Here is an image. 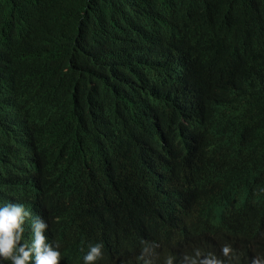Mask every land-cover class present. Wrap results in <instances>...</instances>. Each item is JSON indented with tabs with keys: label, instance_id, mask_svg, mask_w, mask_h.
Here are the masks:
<instances>
[{
	"label": "trees",
	"instance_id": "16d2710c",
	"mask_svg": "<svg viewBox=\"0 0 264 264\" xmlns=\"http://www.w3.org/2000/svg\"><path fill=\"white\" fill-rule=\"evenodd\" d=\"M27 137L33 191L12 175ZM0 143V199L45 211L62 264L106 222L110 264H142L145 245L153 264L194 248L259 264L264 0H0ZM154 185L168 201L141 196Z\"/></svg>",
	"mask_w": 264,
	"mask_h": 264
},
{
	"label": "clouds",
	"instance_id": "9594fccd",
	"mask_svg": "<svg viewBox=\"0 0 264 264\" xmlns=\"http://www.w3.org/2000/svg\"><path fill=\"white\" fill-rule=\"evenodd\" d=\"M22 139V145L29 151L33 148ZM34 152V151H33ZM12 175L25 174L22 166L12 163ZM40 211L42 214L36 215ZM122 223V222H120ZM117 223H101L87 226L84 230L92 243L83 252V264H99L105 258V264L112 263L116 257L112 251V243L117 242ZM52 223L50 217L40 206H29L24 200L14 197L0 199V264H62L61 248L63 242L56 243L50 233ZM102 243V244H101ZM221 256L230 259L231 248L222 245ZM155 255L153 245H145L141 250L142 264H153ZM171 255L164 257V264H174ZM183 264H227L214 253H202L194 248L186 254ZM259 264H264L262 260Z\"/></svg>",
	"mask_w": 264,
	"mask_h": 264
},
{
	"label": "bare ground",
	"instance_id": "6f19581e",
	"mask_svg": "<svg viewBox=\"0 0 264 264\" xmlns=\"http://www.w3.org/2000/svg\"><path fill=\"white\" fill-rule=\"evenodd\" d=\"M189 82H190V80H189ZM0 146L3 147V144L0 143ZM29 155L30 156H28L26 158V160H20L19 158H17V164H19L20 166L23 167V169L25 171V174H26V177L28 179L29 186H30L31 190L33 191L35 189V183H36V180H37L36 179L37 178V170L36 169H41L42 170L43 163H42V161L36 160L32 156L33 155V151H29ZM12 161L14 162V160H12ZM2 167H3V165H2ZM155 188H157V186L154 185L153 187H149V188L145 187L143 190H139V191H144V194L141 195V196H151L152 197V193H153ZM136 193H138V192H136ZM128 194L127 195L130 198H132V199L136 198V197L130 196L132 194V189H131L130 193H128ZM79 195H80V193H79ZM108 196L113 198L114 197L113 191H111ZM160 199H165L166 201H168L169 200V195L166 194L165 192L159 190V200ZM64 201H65V208L66 209L67 208H72V207H70L69 204L66 203V199ZM40 203L43 206H52V205H54V206H56L58 208L60 206V204H61V200L59 198L44 194V196L41 199ZM82 203H83V201L81 200V203L79 205H81ZM95 204H99V202L95 203ZM78 213L79 214L83 213V206H80V208L78 209ZM41 214L42 213L40 211H38L36 215H40L41 216ZM49 230H50L51 236L55 240V242L56 243H60L59 240H58L57 234L55 233V228L51 227Z\"/></svg>",
	"mask_w": 264,
	"mask_h": 264
}]
</instances>
